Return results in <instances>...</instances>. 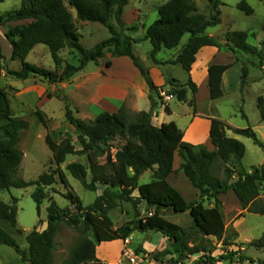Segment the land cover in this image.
Returning <instances> with one entry per match:
<instances>
[{
  "label": "trees",
  "instance_id": "trees-1",
  "mask_svg": "<svg viewBox=\"0 0 264 264\" xmlns=\"http://www.w3.org/2000/svg\"><path fill=\"white\" fill-rule=\"evenodd\" d=\"M6 0H0V5ZM264 2V0H259ZM130 0H20V8L11 12L0 13V26L5 30V37L12 45L13 61H20L21 70L7 69L6 74L18 80H28L39 76L52 84L70 82L76 75L83 72L90 63L98 64L109 52L112 58L127 57L140 70L150 90L151 110L136 113L132 118L126 107L117 113L101 112L94 121L86 122L75 118L67 105L65 118L75 128L78 143L82 150L77 151L70 137L61 143L55 142L50 135L46 136V144L53 154V161L60 166L70 155H87L89 159L106 157L111 167L108 172L100 168L92 173V180L87 181V168L80 163L68 165L71 176L78 180L86 190L97 192L99 186L104 190L95 202L87 207L72 189L65 173L57 168L52 173H44L36 181L26 182L17 178L23 163L24 154L20 149L22 132L28 130L29 124L15 116L8 93L0 88V246L13 248L25 264H54V253L57 249L55 238L59 224L67 223L77 230L81 238L72 247L70 255L62 264H108L97 258L96 249L103 242L127 241L138 231L142 233H161L170 242V246L157 258L168 255L179 257L201 255L196 264H218L225 261L234 263H254L249 257L239 252L228 251L219 257L208 256L207 249L195 245L193 238L196 234L204 239L216 238L225 245L231 246L239 238L237 232L225 237L227 233L221 196L233 191L239 201L242 213L264 215V206L255 208L260 202V187L264 184V164L259 168L246 171L243 159L246 154L245 145L227 136V125L211 118L210 140L214 149L210 151L203 145H192L184 141V132L175 122L156 127L152 124L154 112L158 103L153 93L160 96L161 91L156 87L133 53L134 45L150 41L152 51L150 56L158 65H179L190 76L197 55L205 47H214L233 54L243 52L259 59L256 67L264 71V42L260 48L248 44V39L254 33L236 31L226 35V43L221 44L215 37L209 36L207 30L221 24L222 0L211 2L213 15L207 18L197 6V0H168L159 7V18L148 28L141 38L127 34L131 29L126 28L123 18ZM237 8L251 16L254 10L241 2ZM77 21L100 24L110 34V38L87 50L80 43L75 18ZM31 21L12 27L10 24ZM264 32V22L261 27ZM189 35L187 43L178 52L175 60L160 62L156 56L163 50H175L181 46L183 38ZM38 45H45L51 52L55 70L49 71L27 62V58ZM65 50H71L78 57V65L68 63L61 56ZM239 61V59H236ZM5 57L0 43V71ZM110 62L106 64L107 67ZM232 64H213L208 69V87L210 100H218L224 96L222 78ZM249 75L246 65L242 67V84ZM171 87L166 94L181 103L188 101V88L197 95L198 87L191 77L186 85L177 80H169ZM195 107V104L190 105ZM257 109L261 120L264 121V97L257 99ZM166 111L170 113L167 106ZM35 116L41 124L47 126L45 114L36 111ZM245 116V115H244ZM238 136L252 139L255 145L264 149V144L251 129H230ZM123 142L115 154L112 153L113 143ZM181 160V172L199 192V200L188 202L168 181L175 173V156ZM218 165H226L221 170ZM230 165V167L228 166ZM152 172L154 181L141 184L142 177ZM56 175L67 189L65 198L70 207L61 208L49 197L48 188L53 186ZM35 187L31 197L37 205L38 215L41 206L48 200L47 229L39 232L35 228L27 235L28 250L24 251L18 245L13 234H22L17 227L18 199L13 198L12 204L5 203L1 193L11 188L26 189ZM120 202L131 204L136 215L119 228H115L110 213L119 207ZM212 205L206 206V204ZM144 204L152 215L141 218L139 207ZM71 209L75 211L70 212ZM165 211L176 214L188 213L194 221V227L183 229L164 218ZM41 223V221H40ZM251 246L264 248V234ZM137 252L144 253L142 247ZM153 254V253H152Z\"/></svg>",
  "mask_w": 264,
  "mask_h": 264
},
{
  "label": "rangeland",
  "instance_id": "rangeland-1",
  "mask_svg": "<svg viewBox=\"0 0 264 264\" xmlns=\"http://www.w3.org/2000/svg\"><path fill=\"white\" fill-rule=\"evenodd\" d=\"M167 1L168 0H130L129 5L125 9L124 15V23L127 28L131 29L127 34L134 38L143 37L145 34V28H148L158 20V9ZM243 1L254 10L253 15L248 16L237 8V5ZM222 2L224 3V14L228 20L226 18L223 25L220 24L208 29V33L215 34L217 39H220L221 34L224 32L252 31L256 34L260 33V35H262L261 27L264 22V6L261 1L222 0ZM197 6L199 11L207 18H210L213 15L212 4L209 0H197ZM19 8L20 0H6L5 3L0 5V13L11 12ZM71 11L75 18L77 31L80 36V43L87 50L94 48L97 44L110 38L109 31L106 28L100 24H83L82 22L77 21L75 11ZM87 25L90 26L87 27ZM96 27L100 28L101 31L96 32L94 30ZM188 38L189 35H186L181 42V46L175 50H163L158 56H156V59L168 60L177 55L187 43ZM219 42L221 43V41ZM248 44L251 46H257L258 42L251 37L248 40ZM10 48H12V45L5 44L3 46L4 53L9 54L11 50ZM152 49L153 47L150 41H144L134 45V56L144 69H146L153 61L150 56ZM242 53L243 52H237L233 55L236 59H239L237 63H240L242 67L243 65H246L249 70V75L244 85L242 84V79L241 81L239 79L240 77L236 72L237 70H233L229 74L230 84H225L226 94L222 98L214 101L210 100L209 92L204 85L200 89V93L197 97L191 93L192 95H190V98L188 97V104L181 103L177 99L169 102V106L174 112V116L170 117L168 120L176 122L181 129L185 130L192 120L190 115H193L194 111L197 110L199 116L217 118L221 121L227 122L234 128H251L256 133L258 139L264 144V121L261 120L260 113L257 109V99L259 97H264V71L256 67V64L259 62L257 57L251 54H245L246 58H244L245 55ZM29 56L27 58L28 63L49 71L55 70L54 61L47 46H36L35 53ZM61 56L66 62L78 65V57L71 50H65L61 53ZM111 58V54L108 52L106 57L102 59V65L107 67L106 64L110 62ZM9 67L13 69L12 71H20L21 63L20 61H14L13 63H10ZM97 71L98 66L95 63H90L84 72L76 75L70 82L61 84H52L39 76L31 77L26 81L18 80L10 75H7L6 78H2L0 73V88L8 93L11 108L15 116L24 119L29 124L28 130L22 132L21 136L20 149L24 154V159L17 178L23 179L26 182L36 181L40 175L44 173H52L59 168L65 173L72 189L80 197L85 207L95 202L97 197L102 194L104 187L102 185L99 186L97 192L86 190L78 180L71 176L67 167L72 163H80L84 165L88 171L87 181L90 183L94 171H97L100 168H104L108 172L111 171L110 165L106 162V157L89 159L87 155H70L67 157L65 163L58 166L53 161V154L47 146L45 139L47 135H50L55 142L61 143L66 137H70L76 150H82V147L77 140L75 128L71 126L65 118V109L68 105L75 118L86 122L94 121L95 116L97 117L98 114L97 111L99 110L91 106L89 100V85L91 80L84 84L79 77L94 75ZM163 71L180 81L185 80L188 76L179 65L164 66ZM200 82L202 83V81ZM24 87H26L27 90L31 88L32 91L30 93L27 92L23 97L19 96V90ZM93 87H95V83H93ZM188 91H190L189 88ZM109 102L117 106L121 104L117 96L109 99ZM192 104H195L197 107H191L190 105ZM137 108L139 111L146 110L143 100L139 101ZM126 109L131 113L130 116L134 118L137 112L127 107ZM36 111H42L45 114L47 120L46 127L41 124L35 116ZM156 123L157 122L155 121V124ZM206 134L207 132L204 123L198 122L192 129V132L187 134L185 142L192 145L200 144L205 146L204 142ZM197 135H199L200 138H197ZM229 138H234L245 145L246 154L243 159V166L246 171L250 172L254 168H259L264 164V149L255 145L252 139L238 136L235 133L231 134V137ZM196 140H201L202 143H198ZM122 145L123 142L115 141L113 143L112 153L115 154ZM228 166L230 167V165ZM218 167L223 170L226 165H218ZM55 177V184L47 190L49 197L53 198L59 207L63 209L68 208L70 207V202L65 198L68 191L62 185L59 176L56 175ZM185 179L190 183L186 177ZM151 182L152 179L150 174H146L140 181L141 184H149ZM34 190L35 187H29L26 189L11 188L10 190L1 193L2 200L7 204H12L13 198L18 199L17 227L22 231V234L14 233L13 236L18 245L24 251L28 250L27 235L35 228H37L39 232H42L47 229L48 225L47 208L49 207V201L46 200L43 203L39 216L37 205L31 197ZM260 190V202L255 206L257 209L264 206V184L260 187ZM184 197L188 202L192 201V198L187 193H184ZM222 199L224 219L227 228L225 237H229L234 232H237L239 238L233 245L228 246L225 245L223 241H219L216 238L204 239L201 235L196 234L193 238V243L195 245L204 246L208 251V256L219 257L220 255L226 254L228 251H232L239 252L240 255L253 259L255 261L253 264H264V248L250 245L252 241L259 240L264 234V215L248 213L247 211L243 212V215H241L242 210L239 201L234 194L232 196L228 193ZM207 206H210V204ZM74 211V209L70 210L71 213ZM139 212L141 218H144L149 216L151 211L146 205L142 204L139 207ZM135 215L136 211L134 207L131 204L124 202H120L119 207L110 213L115 228H119L126 222L132 221L135 218ZM165 218L168 221L181 226L183 229L188 230L194 227V221L188 213L176 214L173 211H167ZM80 238L81 235L77 230H74L65 222L60 223L59 231L55 238L57 249L54 253V264H62V262L68 258L72 247L80 240ZM144 240H147V242L151 244L152 249H155L153 254L162 253L170 246L168 239L161 233H142L136 231L129 239L131 245L125 247L136 251L137 248L142 245ZM122 244L117 243L101 249L100 253L103 254L106 259L104 262L108 264H120V252L123 251H121ZM201 256L202 254L185 256L179 260V257L177 256L168 255L163 257V259L168 264H196ZM0 264L25 263L22 262L21 257L13 248L2 245L0 246ZM222 264L241 263H238L235 260L234 263L225 261L222 262ZM242 264L252 263L244 262Z\"/></svg>",
  "mask_w": 264,
  "mask_h": 264
},
{
  "label": "crops",
  "instance_id": "crops-1",
  "mask_svg": "<svg viewBox=\"0 0 264 264\" xmlns=\"http://www.w3.org/2000/svg\"><path fill=\"white\" fill-rule=\"evenodd\" d=\"M211 1H213V0H209L210 3H211ZM261 3H263V6H264V2H261ZM223 5H224V3H223ZM223 5L220 8V10H221V24L222 25L224 24V22L226 21V18H227L224 14ZM75 15H76V13H75ZM124 15H125V13H124ZM227 20H228V18H227ZM123 21H124V18H123ZM30 22L31 21H25V22H19V23H12L10 25L12 27H15V26L21 25V24H29ZM82 23L83 24H89L88 22H82ZM89 26L90 25H87V27H89ZM94 30L96 32L101 31V29L98 27H96ZM103 31H104V29H103ZM261 31H262V29H261ZM246 32L254 33L252 31H246ZM5 33H6V30L2 26H0V43H1V48H2V54L5 57V62L3 63V68L0 71L2 78L7 77V74H6L7 69L13 70L9 66H10V63L14 62L12 60L13 48H10L11 50H10L9 54L4 53L3 46L5 44H10L5 37ZM207 34L209 36L217 38V36L215 34L208 33V32H207ZM227 34L228 33L224 32L221 34V38L220 39L218 38L222 44L226 43V35ZM254 35H255L254 37H252V36L251 37L254 38L255 40H257L258 45L253 46V47L260 48L261 42H264V32L262 31V35H260V33H258V34L254 33ZM35 49H36V47L33 49L31 54L35 53ZM242 54L245 55V53H242ZM177 55L173 56L172 58H169L168 60H162V59H157V60L160 62L166 63L168 61L175 60ZM244 58H246V55L244 56ZM237 62L238 61L234 57L233 53L229 52L228 50L222 51V50H219V49L214 48V47H205L197 55V61L192 67V71L190 73V76L188 75L185 80L180 81V80L173 78V76H171L170 74H167L163 71L164 66H177V65H172V64L158 65V64L154 63V61H152V63H150L145 70L148 71L150 78L152 79L154 85L156 87H158L161 91L160 96L156 95L155 93L152 94L155 101L158 103V106H157V108L154 112V115H153L152 124L156 127H161L163 124L170 123L171 120H168V119L170 117L174 116V112L171 110V108L169 106V102L175 100V98L168 99V96L166 94L171 89V87L169 85V80L175 79L181 85H186L188 80H189V77H191L192 81L197 85L198 90H199L197 95H196V97H197L200 93V89L204 85L207 88L206 90H208V92H209L208 69L211 65H213V64H221V65L232 64V67L224 73L223 78H222V89H223V92L225 95L226 94L225 84H227V85L230 84V75L229 74L233 70H237L236 72L238 73V75L240 77L239 79L241 81L242 65L240 63H237ZM110 63H111V65L109 67H105L102 65V60H100L99 63L96 64L98 66V71L96 74L85 75L81 78L79 77V79H81V81H83L84 84H86L88 81L91 80L90 81L91 83L89 85V91H90V99L89 100H90L91 106H93V107L97 108V110H99V111H97L98 114H100L101 112H109V113L113 114V113H117L123 107V103H124V107H127V108L139 113L142 111H139L137 106H138L139 101L143 100L145 103V107H146L145 112H149L151 110V101L149 98L150 90H149V87L147 85L146 80L142 76L140 70L134 65L133 61L127 57H121V58H111ZM200 81H202V83ZM93 83H95V87H93ZM31 91H32L31 88L29 90H27V88L24 87V88L19 90L18 94H19V96L23 97L24 95L27 94V92L30 93ZM190 95H192V94L190 91H188V97L189 98H190ZM115 96H117V98L121 102V104H119V106L114 105V104L109 102V99L114 98ZM209 98H210V96H209ZM187 104H188V102H187ZM167 106L170 108V113H168L166 111ZM190 117L192 120H191L189 126H187L185 130L181 129L180 126L175 122L177 124V126L181 129V131L184 132V135H185L184 141H185L187 134L192 132V129L196 126V124L198 122H203L205 125V128H206V132H207V134L205 136L204 145L210 151H212L214 149V146L212 145L211 140H210V128H211V120L210 119L213 117L199 116L197 110L194 111L193 115H190ZM95 118H96V116H95ZM155 121L157 122L156 124H155ZM224 123L227 125V136L231 137V134H234V133H233V130H230V129H237V128H234L233 126H231L227 122H224ZM196 137L200 138L199 135H197ZM196 142L202 143L201 140H196ZM197 145H200V144H197ZM180 166H181V160L176 155L175 161H174L175 173L169 177L168 181L183 196H184V193H187L192 198L191 202L196 201L199 199V192H198V190H196L192 186L191 183H188V181H186V179H185V176L181 172L178 171ZM146 174H150L152 182H153L154 179H153L152 172H147ZM228 193H230L232 196L234 194V192L232 190L229 191ZM224 196L225 195L220 197L222 202H223L222 198ZM207 205H208V203L206 204V206ZM210 207H212V205H210ZM152 213H153V211H151L149 215H152ZM162 214H163L162 216L165 218L167 211L163 212ZM129 239L127 241H115V242H103V243H101L96 249L97 258L101 261H106L103 254L100 253L101 249H103L104 247L112 246V245L117 244V243H121V244L123 243L121 245V251H122L125 246L131 245V242L129 241ZM140 247H142V250H144V252L154 253V251H155V249H152L151 244L148 243L147 240H144ZM140 247H138V248H140ZM138 248H137V250H138ZM218 264H222V263H218Z\"/></svg>",
  "mask_w": 264,
  "mask_h": 264
},
{
  "label": "built area",
  "instance_id": "built-area-1",
  "mask_svg": "<svg viewBox=\"0 0 264 264\" xmlns=\"http://www.w3.org/2000/svg\"><path fill=\"white\" fill-rule=\"evenodd\" d=\"M173 98L169 97L168 99ZM120 264H168L163 258H157L148 252H137L124 247L120 254Z\"/></svg>",
  "mask_w": 264,
  "mask_h": 264
}]
</instances>
